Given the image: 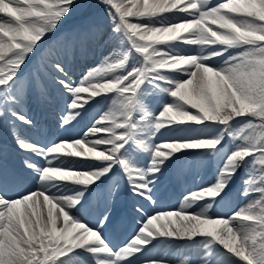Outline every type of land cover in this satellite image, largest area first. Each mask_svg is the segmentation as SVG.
Wrapping results in <instances>:
<instances>
[{
	"label": "snow or ice",
	"instance_id": "1",
	"mask_svg": "<svg viewBox=\"0 0 264 264\" xmlns=\"http://www.w3.org/2000/svg\"><path fill=\"white\" fill-rule=\"evenodd\" d=\"M76 4L0 0V264H264V0H97L58 35Z\"/></svg>",
	"mask_w": 264,
	"mask_h": 264
},
{
	"label": "bare ground",
	"instance_id": "2",
	"mask_svg": "<svg viewBox=\"0 0 264 264\" xmlns=\"http://www.w3.org/2000/svg\"><path fill=\"white\" fill-rule=\"evenodd\" d=\"M87 23H89L87 20L84 21L83 23H81L79 26H76V28L80 27L81 25H86ZM65 30H59V32L57 33L58 35L60 33H64ZM70 32H68L67 34H69ZM53 39V37H49L48 40H51ZM48 41H44V43L46 44ZM44 45L41 44L40 47H43ZM39 51L40 49L38 48L37 49V54H39ZM90 57L88 56L87 59H77L75 62H74V65H73V72H74V76L75 78L79 79L80 77H82L83 74H85L87 72V68L89 67V64L92 63V60L89 59ZM32 59H35V56L32 57ZM31 62V61H30ZM31 104H34L36 103L37 106H40V112H39V116L37 118V121L40 123V124H44V125H48V123H45L46 120H49L51 119L52 115H48L47 113H45L44 111L42 112L43 110V106L39 105L40 103L36 100V99H31L30 100ZM85 122H87V117L85 118ZM53 130L54 129V126H53ZM0 135L2 137H5L4 134H3V131L0 130ZM23 135V134H22ZM33 134L31 133V135H28V137H31ZM27 136V135H26ZM7 138H10L11 140V137H7ZM12 141V140H11ZM1 143H4V142H1ZM9 148V151H8V154H7V163H8V166L10 168H13V169H20L21 168V161L23 160L24 158V154L23 153H19L17 152L14 148L8 146ZM173 176H177L174 172L172 173ZM194 178V177H193ZM191 178L190 180L192 181ZM186 183V182H185ZM178 195L175 193V198L174 200L176 201L178 199ZM132 199H129L128 202H127V206H126V209L128 210L127 213H125V220H124V223L126 221V218H127V215L130 213V210H132ZM168 203V201H164L162 203L159 204V207H164L166 206ZM123 223V224H124ZM122 224V225H123ZM121 225V226H122ZM177 247H181V245L179 244V242H176L175 245H174V249H176Z\"/></svg>",
	"mask_w": 264,
	"mask_h": 264
},
{
	"label": "rangeland",
	"instance_id": "3",
	"mask_svg": "<svg viewBox=\"0 0 264 264\" xmlns=\"http://www.w3.org/2000/svg\"><path fill=\"white\" fill-rule=\"evenodd\" d=\"M84 5H92V7H85ZM96 15H102L101 9L100 7L97 6V0H77V4L74 7L72 13L69 15V17L63 21V24L60 27V30H64V29H70L73 30L76 28V26H79L81 23H83L84 21H90V18ZM99 56L95 59L94 61V65H92L91 67L97 66L98 63V58ZM50 110L52 112H56V110L54 108L49 107ZM191 171L193 172L194 176L196 175V169L193 168L191 169ZM185 174L187 173L184 172ZM201 175H203L204 177V182L207 183L208 181L211 180V176H212V170L211 168L209 169H204L201 170L200 172ZM183 181L180 178H176L173 180L172 182V186H174L178 191L182 188L183 185ZM237 186H239V181H237ZM170 189V186H168L167 188H164L162 193L167 192V190ZM237 206H244L246 201L244 200H237L236 202ZM173 208V207H171ZM171 208H164L162 210H168Z\"/></svg>",
	"mask_w": 264,
	"mask_h": 264
}]
</instances>
